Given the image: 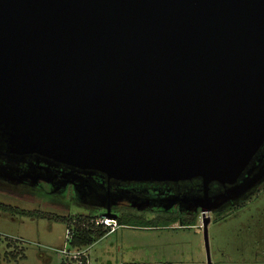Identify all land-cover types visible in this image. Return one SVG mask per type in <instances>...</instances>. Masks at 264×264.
Instances as JSON below:
<instances>
[{"label":"water","instance_id":"water-1","mask_svg":"<svg viewBox=\"0 0 264 264\" xmlns=\"http://www.w3.org/2000/svg\"><path fill=\"white\" fill-rule=\"evenodd\" d=\"M0 155L71 178L199 180L211 264L209 214L264 178V0H0Z\"/></svg>","mask_w":264,"mask_h":264},{"label":"rangeland","instance_id":"rangeland-1","mask_svg":"<svg viewBox=\"0 0 264 264\" xmlns=\"http://www.w3.org/2000/svg\"><path fill=\"white\" fill-rule=\"evenodd\" d=\"M0 203L17 211L61 217L101 215L98 208L48 193V189L33 190L4 180L0 182ZM209 217L207 239L211 264H264V178ZM146 218L152 216L146 214ZM199 225L200 217L194 227L180 228L179 222L149 229L117 227L92 245L76 250L67 244L66 223L0 212V264L69 263L77 252L86 257L87 264H207ZM14 244L22 249L18 257L10 255ZM62 250L69 254L62 255Z\"/></svg>","mask_w":264,"mask_h":264},{"label":"flooded vegetation","instance_id":"flooded-vegetation-1","mask_svg":"<svg viewBox=\"0 0 264 264\" xmlns=\"http://www.w3.org/2000/svg\"><path fill=\"white\" fill-rule=\"evenodd\" d=\"M257 158L251 163L246 172L241 176L238 184L241 183L247 175L253 174L257 169ZM12 164L5 156L0 155V166L12 165V172H1L11 180L7 181L0 178V182L7 181L13 183L12 180H18L14 184L22 185L33 190H47L48 193L54 192L62 182L70 181L64 189L58 190L56 194L67 197L71 201L82 204L85 207L98 208L102 214L106 207L109 206L111 214L120 213L121 211H131L138 214L156 215H171L181 217H189L197 214L200 215V210L195 208L196 201L203 196L201 182L199 180L184 181L178 183L156 184V183H119L113 180H106L100 175H94L91 180L87 176L76 174L77 178L67 177L65 174L68 170L64 167H47L41 161L36 163L34 156H27L17 159L16 163ZM48 168V170H45ZM80 177V179H78ZM77 188L78 193L74 191ZM223 189L220 186H210L208 189L209 197L221 193ZM113 194L122 196V200L115 205H110L115 202ZM114 199V200H113ZM221 205L219 208L224 206ZM102 203L104 206H102ZM164 210L162 207H169ZM218 208V209H219ZM216 209V210H218ZM199 218V217H198ZM180 221V220H178ZM181 228V227H180Z\"/></svg>","mask_w":264,"mask_h":264},{"label":"trees","instance_id":"trees-1","mask_svg":"<svg viewBox=\"0 0 264 264\" xmlns=\"http://www.w3.org/2000/svg\"><path fill=\"white\" fill-rule=\"evenodd\" d=\"M0 212L14 213L17 212L22 216L34 217L36 219H45L47 221L64 222L66 223L67 230H71V237L67 239V244L70 249L86 248L96 241L100 240L111 232V228L104 227L102 225H95L94 222L100 217L87 216V215H74V216H56L50 213L41 212H29V211H17L7 205L0 203ZM198 215H192L189 217H177L171 215H156L152 218H146V214H138L131 211H122L116 215L115 223L117 227L130 226L139 228H157L168 227L178 222L181 223V228L196 226ZM180 220V221H178ZM7 247H11V242L7 243ZM14 250L10 252V255L16 257L21 255L22 249L15 248V244L12 245ZM82 264H87V259L81 257ZM76 264L73 259L71 262L63 261L61 264Z\"/></svg>","mask_w":264,"mask_h":264},{"label":"built area","instance_id":"built-area-1","mask_svg":"<svg viewBox=\"0 0 264 264\" xmlns=\"http://www.w3.org/2000/svg\"><path fill=\"white\" fill-rule=\"evenodd\" d=\"M94 224L95 225H102L104 227L111 228L112 229L111 232L117 227L116 223H115V220H112V219H109V218H105V217H102V216H100L98 219H96ZM199 226H201V223H200ZM66 236H67V239H69L71 237V230H67ZM76 250H78V249H76ZM61 254L62 255H68L69 253H68V251L62 250ZM81 257L82 256L78 252L76 254H74L73 258L76 261V264H82Z\"/></svg>","mask_w":264,"mask_h":264},{"label":"crops","instance_id":"crops-1","mask_svg":"<svg viewBox=\"0 0 264 264\" xmlns=\"http://www.w3.org/2000/svg\"><path fill=\"white\" fill-rule=\"evenodd\" d=\"M116 228H117V227H116ZM116 228H115V229H116ZM113 232H114V230H113ZM110 233H112V232H110Z\"/></svg>","mask_w":264,"mask_h":264}]
</instances>
